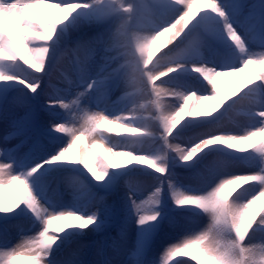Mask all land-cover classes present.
Masks as SVG:
<instances>
[{
    "label": "snow or ice",
    "instance_id": "6c2138e0",
    "mask_svg": "<svg viewBox=\"0 0 264 264\" xmlns=\"http://www.w3.org/2000/svg\"><path fill=\"white\" fill-rule=\"evenodd\" d=\"M262 198L264 0H0V264H264Z\"/></svg>",
    "mask_w": 264,
    "mask_h": 264
},
{
    "label": "rangeland",
    "instance_id": "374dc122",
    "mask_svg": "<svg viewBox=\"0 0 264 264\" xmlns=\"http://www.w3.org/2000/svg\"><path fill=\"white\" fill-rule=\"evenodd\" d=\"M55 12H57L55 9H53ZM54 11H48L50 14H52L53 16H57L55 13H54ZM57 14H58V12H57ZM165 38L164 37H162L161 38V40H164ZM248 70H246V72H247ZM242 76H241V74H238V75H234V76H232V77H226L225 79H226V82H225V85H221L220 83H219V81H218V85H219V87H220V89H221V92L222 93H228V92H230L231 91V89L232 88H234L235 86H236V84H238L241 80H242ZM210 90V89H209ZM119 97H120V92H117L114 96H112V100H117V99H119ZM212 103H214L213 101H205V102H202V106H208V105H210V104H212ZM237 119H240L241 117H236ZM227 121L229 122V123H231V120L229 119V118H227L226 117V119H225V124L227 125ZM100 152H103V149H101V151ZM104 156H105V158L106 159H109L110 157H108L107 156V154L106 153H104ZM253 211H256L257 209H256V204L253 206V209H252ZM20 264H28V261H26L25 263H20Z\"/></svg>",
    "mask_w": 264,
    "mask_h": 264
},
{
    "label": "bare ground",
    "instance_id": "6f19581e",
    "mask_svg": "<svg viewBox=\"0 0 264 264\" xmlns=\"http://www.w3.org/2000/svg\"><path fill=\"white\" fill-rule=\"evenodd\" d=\"M54 11L53 9H51V8H46L45 9V11ZM33 11V14L34 15H36L37 16V18L38 19H40V15H39V10L38 9H33L32 10ZM54 13L57 15V16H59L60 15V13H58L57 14V12H55L54 11ZM161 41H163V40H161ZM61 61H62V58H61ZM248 71H250V69H248ZM243 75L244 74H241V76L243 77ZM226 77H232V76H230V75H226V76H224V77H221V78H219V83L221 84V85H225V82H226ZM121 95H123V93H120V96ZM231 125V123H229L228 121H227V125L225 124V126H230ZM107 127H112L111 125H107ZM117 131H118V129H117ZM114 139H118V137H115L114 136ZM257 139V141L259 140V137H257L256 138ZM82 142H80V141H78L77 142V145L76 146H74V148H73V152L75 153L76 151H77V149L79 148V145L81 144ZM96 151H101V149L100 148H98V149H96ZM111 158H109L108 160H110ZM121 159H123V158H121ZM7 192H8V190H6L5 191V195H7ZM259 207H260V200H258L257 202H256V209L258 210L259 209ZM57 225L55 224V222H54V224H53V227H56ZM23 260H26V259H23Z\"/></svg>",
    "mask_w": 264,
    "mask_h": 264
}]
</instances>
